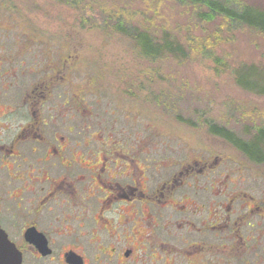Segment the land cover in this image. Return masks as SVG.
<instances>
[{"label": "flooded vegetation", "instance_id": "obj_1", "mask_svg": "<svg viewBox=\"0 0 264 264\" xmlns=\"http://www.w3.org/2000/svg\"><path fill=\"white\" fill-rule=\"evenodd\" d=\"M3 20L0 227L21 264H261L251 255L264 248V223L254 220L264 217V199L252 197V207L234 192L220 200L214 159L200 155L186 168L155 154L165 143L124 136L99 113L92 119L87 104L75 103L73 55L56 60L47 50L38 61L16 39L11 48L14 37L37 43L42 35L34 24ZM174 216L182 248L169 246Z\"/></svg>", "mask_w": 264, "mask_h": 264}, {"label": "rangeland", "instance_id": "obj_2", "mask_svg": "<svg viewBox=\"0 0 264 264\" xmlns=\"http://www.w3.org/2000/svg\"><path fill=\"white\" fill-rule=\"evenodd\" d=\"M228 1L238 9L247 5L264 7V0ZM0 8L5 9L1 10L2 22L28 24V29L34 24L42 35V42L37 43L29 37H14L11 48L16 39L18 45L30 49L27 55L36 54L38 61L45 60L47 50L56 60L60 53L73 55L69 62L75 103L87 104L92 119L99 113L124 136L133 140L148 136L152 146L159 148L161 142L165 143V149H155V154L185 160L186 168L200 155L214 159L218 163L220 200L225 201L232 192L239 194L241 203L252 197L264 199V166L250 162L204 125L212 121L241 136L247 128L264 126V94L245 90L235 79L241 67L264 65L262 35L243 26L221 31L222 40L214 51L225 66L216 69L212 59L194 53L183 61L141 58L134 42L112 29L111 22L124 16L155 31L168 30L184 43L219 29L220 19L199 24L193 9L174 0H81L72 5L58 0H0ZM40 74L27 78L36 80ZM203 183L198 186L199 193L203 192ZM254 203L251 201L250 206ZM175 218L170 227L174 239L169 240V246L182 248ZM256 219L264 223V217ZM126 228L131 229V225ZM146 233V229H139L138 240L145 239ZM127 234L131 239L130 230ZM219 256L226 259L222 253ZM251 258L264 264V248Z\"/></svg>", "mask_w": 264, "mask_h": 264}, {"label": "trees", "instance_id": "obj_3", "mask_svg": "<svg viewBox=\"0 0 264 264\" xmlns=\"http://www.w3.org/2000/svg\"><path fill=\"white\" fill-rule=\"evenodd\" d=\"M67 4H78L81 0H58ZM187 6L195 12L197 23H212L220 19L219 29L205 34L204 38L193 39L188 43L181 42L168 30L155 31L152 27L141 23H133L122 16L113 20L112 29L134 42L138 55L141 58L157 61L165 57L183 61L192 53L200 54L213 60L216 69L225 66L224 60L218 56L214 48L221 42V31L243 26L256 31L264 37V7L258 9L247 5L241 9L231 6L228 0H174ZM108 24V23H107ZM136 24V25H135ZM264 63V60L262 61ZM236 82L245 90L264 94V65L253 64L250 67H241L236 76ZM213 135H217L231 146L240 151L250 162L264 166V126L247 128L243 136L224 125H217L212 121L205 124Z\"/></svg>", "mask_w": 264, "mask_h": 264}, {"label": "water", "instance_id": "obj_4", "mask_svg": "<svg viewBox=\"0 0 264 264\" xmlns=\"http://www.w3.org/2000/svg\"><path fill=\"white\" fill-rule=\"evenodd\" d=\"M34 239H30L32 241ZM22 254L0 227V264H21Z\"/></svg>", "mask_w": 264, "mask_h": 264}]
</instances>
